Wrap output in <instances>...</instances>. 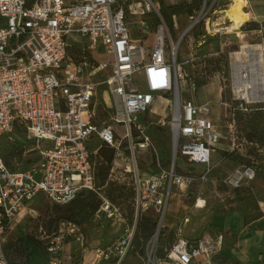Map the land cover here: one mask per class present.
I'll return each instance as SVG.
<instances>
[{"label":"built area","instance_id":"obj_1","mask_svg":"<svg viewBox=\"0 0 264 264\" xmlns=\"http://www.w3.org/2000/svg\"><path fill=\"white\" fill-rule=\"evenodd\" d=\"M160 1L0 0V136L6 143L24 142L30 145L26 152L35 153L27 168L13 170L0 144V264H11L9 231L17 218L36 217L32 203L38 196L67 205L84 190L101 198L98 214L126 225L119 240L102 251L105 260L121 264L132 247L139 214L155 210L161 223L147 248V264H215L214 248L205 237L179 236L163 257L158 255L172 198L196 180L203 185L209 180L223 137L208 103L182 98V89L195 90L197 81L183 67L189 60H179L180 43L161 15ZM205 10L206 5L199 15ZM150 14L160 22L147 53L132 37L130 19L139 17L148 32ZM198 17L191 16L187 30L199 24ZM184 37L185 32L180 41ZM157 98L170 110L169 158L149 132ZM235 114L228 122L233 147ZM103 146L113 151L108 181L129 178L126 184L134 191L132 224L97 186L98 164L106 162L99 157ZM144 151L153 157V172L140 166ZM180 156L204 171L198 177L182 172ZM237 173L230 180L236 186L243 177H256L253 166ZM70 237L72 232L63 229L39 237L49 238L42 264H62Z\"/></svg>","mask_w":264,"mask_h":264},{"label":"rangeland","instance_id":"obj_2","mask_svg":"<svg viewBox=\"0 0 264 264\" xmlns=\"http://www.w3.org/2000/svg\"><path fill=\"white\" fill-rule=\"evenodd\" d=\"M234 1L199 0L200 7H196L198 0H163L166 6L184 7V10L176 15L174 30L169 28L175 42L180 43L179 60H189L183 66L186 73L194 79H207V84L203 87L197 84L195 90L182 89V98L192 97L199 104L208 103L211 106V117L223 133L222 140L213 154L209 180L204 185L196 180L191 187L178 189L171 200L165 227L162 228V233L165 232L171 241L179 236L196 238L205 234L215 216L237 211L244 213L245 220L263 217L259 225L264 226V148L259 151L263 160L255 154L251 155V145L238 127L233 147L228 127L234 111L246 114L257 109L264 111V0H242L245 13L240 17L242 25L238 28L233 25L230 11ZM204 5L206 10L203 15H199ZM191 16L198 17L199 24L187 30L192 23ZM150 17L153 18L154 15L150 14ZM139 19L137 16L130 19L131 35L137 43L143 44L149 53L156 28L155 20L148 22L150 29L144 32ZM248 21L258 22L262 30H250V25L245 24ZM183 32L185 37L180 41ZM237 86L243 87L245 91H236ZM245 93L246 96L243 95ZM169 111L164 100L157 98L155 108L149 115L153 120L151 127L159 130L156 140L164 158H169L172 154L171 126L168 123L169 117L167 118ZM163 119L167 122L164 125L160 122ZM6 142V138L0 136V144H3L6 157L14 167L24 168L26 160H33L35 157V153L26 152L30 145L18 141V144L13 146V143ZM12 146L15 147L13 153ZM226 151L243 157V160L239 162V159L227 158L224 154ZM152 160L149 151L142 152L139 159L141 168L153 172L154 166H150ZM181 163L179 169L182 172H191L195 177L204 171L203 167L193 164L187 157H183ZM251 165L255 166L258 173L254 179L243 177L239 180V186L230 182L239 175L237 170L244 172ZM128 181L129 178H122L115 183L107 178L102 185V180L99 179L97 186L106 195L111 185L129 187L126 184ZM200 199L204 200V207L198 206ZM116 204L123 211L127 223L136 222V213L134 211L132 214L133 203L130 199L118 201ZM55 205L45 195L38 196L32 203L36 217L26 216L21 222L20 218H17L14 228L9 231V241L16 240L20 230L37 237L53 235L61 229L70 230L72 237L66 240L60 255L62 264H114L102 257V251L119 240L126 225L122 221L110 219L105 213L97 212L84 222L79 219L61 220L58 217L64 212L63 208L56 209ZM143 215L154 217L157 226L161 223L155 210L139 214L132 247L121 264H147V248L155 232L147 239L144 233L138 230L139 220ZM81 234L84 239L78 240L77 236ZM48 239L44 238L43 241L47 242ZM160 249L158 255L163 257L165 248L163 254H160ZM15 263L27 264L25 258H17Z\"/></svg>","mask_w":264,"mask_h":264},{"label":"trees","instance_id":"obj_3","mask_svg":"<svg viewBox=\"0 0 264 264\" xmlns=\"http://www.w3.org/2000/svg\"><path fill=\"white\" fill-rule=\"evenodd\" d=\"M160 2H161V9H160L161 15L163 16L164 20L167 22L168 26L172 30H174V16L181 13V11L184 10V7L182 5L166 6L163 0H161ZM195 6L200 7L199 0L198 3L196 2ZM192 8L193 7H191V9ZM150 20L152 21L155 20L156 26L160 22L159 17H157L156 15H154L153 18L150 17ZM245 24L250 25L249 28L250 30H262V26L258 22L248 21ZM196 81L199 87H203L207 84L206 78L197 77ZM235 116H236L237 127L240 129V132H242L243 137L251 145L249 152L251 153V155L255 154L257 158L263 160V157L259 154V151L260 149L264 148V111L257 109L249 114L239 111L236 112ZM149 132L150 135L156 139L159 130L152 128L150 129ZM17 144L18 143H15L13 144V146ZM13 146H12V153L15 150V147ZM224 154L227 158L233 160L239 159V162L243 160V157L235 155L233 152L226 151ZM99 157H103L104 161H106L103 162L102 164H98V170H97L98 171L97 181L101 179L102 185H104L108 178L110 163L113 158V151L110 148L103 146L99 150ZM182 158L183 157H181L180 162L182 161ZM5 159L11 169L13 170L17 169V167H14V165L11 164L10 161L7 159L6 154H5ZM33 161L34 159L26 160V166L24 168H27L28 165ZM249 162L251 161L249 160ZM251 166L255 168L254 165ZM257 174L258 173L256 170V176ZM262 179L264 180V177H262ZM95 196L98 195H96L93 191L84 190L80 192V194L74 201L65 205V207L56 204L54 208L56 209L63 208L64 211L63 213L59 214L58 219L61 220L79 219L82 222L89 220L100 208L102 202L100 197L96 198ZM106 196L115 203L127 199H130L131 203H133L134 191L131 186L126 187L125 185L124 186L111 185L106 193ZM132 210H133L132 214H134L135 211L134 206ZM249 220L250 219L245 220V223H247ZM156 227H157V222L152 216L143 215L142 218L139 220L138 230L142 231L147 239L151 235H153V233L156 231ZM163 234L164 235L160 236V244H159V248H161L160 254L164 253L163 248L167 246L169 247L170 244L173 242V240L172 241L169 240V237H167L165 232ZM6 251L8 257L10 258L11 264H18L15 263V259L17 258H25L27 264H42V262H44L47 256V248L45 242L42 241L36 235L27 233L24 230H20L16 240L8 241L6 245Z\"/></svg>","mask_w":264,"mask_h":264},{"label":"crops","instance_id":"obj_4","mask_svg":"<svg viewBox=\"0 0 264 264\" xmlns=\"http://www.w3.org/2000/svg\"><path fill=\"white\" fill-rule=\"evenodd\" d=\"M262 220L259 217L245 223V215L239 211L217 215L210 229L198 237L212 244L215 264H264V226L259 225Z\"/></svg>","mask_w":264,"mask_h":264},{"label":"bare ground","instance_id":"obj_5","mask_svg":"<svg viewBox=\"0 0 264 264\" xmlns=\"http://www.w3.org/2000/svg\"><path fill=\"white\" fill-rule=\"evenodd\" d=\"M242 0H235L234 1V4L232 5V9L230 10L231 13H232V16H233V20H234V26L236 28L240 27L242 25V22L240 20V17L242 15H244L245 11L242 9ZM236 91L242 93L245 91V89L241 86H237L236 87ZM244 96H246V93L243 94ZM205 203H204V200L203 199H200L198 201V206L200 207H204ZM188 221V220H187Z\"/></svg>","mask_w":264,"mask_h":264}]
</instances>
